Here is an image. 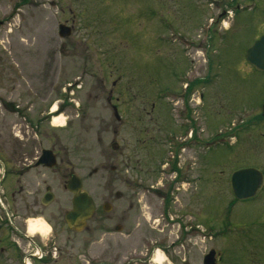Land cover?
Instances as JSON below:
<instances>
[{"label": "rangeland", "instance_id": "374dc122", "mask_svg": "<svg viewBox=\"0 0 264 264\" xmlns=\"http://www.w3.org/2000/svg\"><path fill=\"white\" fill-rule=\"evenodd\" d=\"M216 1L219 0H188L189 24L163 30L164 41L156 43L151 36L156 37L157 32L149 27L155 25L153 13L157 11L154 0H0V156L3 157L0 162H12V168L18 172L21 168L18 160L25 157L27 128L24 118L16 110L24 109V97L30 81L36 93L44 95V102L50 108L58 105L59 93L60 105H71L61 116L64 120L60 126L63 167L74 169L83 189L95 203L110 201L111 190L107 186L110 166H121L120 127L114 135L112 129H116L117 123L105 109L107 90L113 82L119 90L125 81L134 91L144 87L152 92L154 83L162 84V76L170 82L171 78L176 79L184 73L186 82L197 75L207 74L208 91L202 100L207 101L209 135L211 137L214 129H220L222 133L228 131L225 120L238 118L240 112L225 106L224 95L234 93L238 102H243L247 100L248 92L255 93L264 88V73L252 69L245 58L247 48L264 31V0L230 3L233 5L229 8L234 14L232 22L231 19L229 22L230 28L222 32L228 23L214 25L207 34L202 25L217 11ZM169 7L177 14L174 10H178V5L171 1ZM65 19L73 22L74 31L61 39L58 25ZM155 29L159 31L156 25ZM123 71L127 72L124 77ZM185 82L182 85L187 87L189 82ZM177 84L181 86L179 82ZM199 91L197 88L193 93L197 101ZM2 99L5 103L14 101L18 106L13 110L10 105L5 106ZM177 102L174 101L170 107L180 128V124H186L187 120H182L184 114L181 110L185 107L180 100ZM191 110L194 111H191V117L199 127L200 105L192 106ZM66 115L68 119L64 117ZM92 118L97 119L92 122ZM108 121L111 125L104 129ZM51 131L50 127L49 133ZM129 134L136 136L135 126L129 129ZM114 141L119 148L112 153L110 144ZM52 142L50 137L48 145L51 146ZM216 156L220 157V154L214 152L213 157ZM189 161L192 165L190 179L193 181L195 175L200 174L196 170L198 161L193 154ZM7 165L6 162L4 166L0 164L1 218L5 212L9 217L13 214V210L10 211L13 205L11 192L21 189V194L25 195L27 189L31 190L35 182L41 183L43 178L40 175L34 178V171L22 177L16 174V179L20 180L14 189V183L9 180L14 179V174ZM4 167H7V172L2 180ZM98 167L101 170L93 173ZM219 170V167L210 168L214 180L202 199L205 201L199 196V184L186 182L183 190L176 191L178 184L174 186L168 180L165 189L169 194L171 191L173 197L168 209L162 212L161 199L157 203L153 198L148 202L149 207L144 208L146 219H150L149 225L159 227L161 241H165L171 257L175 259L174 263L169 253L160 248L163 250L160 253L164 258L163 264H202L207 253L205 249L216 246L217 236L210 233L213 239L207 240L202 234L206 228L216 233L222 217L223 208L218 201L217 190L221 186L217 181L222 176ZM128 201L121 199L119 202L127 205ZM133 202L138 204L136 200ZM61 206L60 213L70 209L68 197L65 196ZM16 209L15 216L23 215L30 223L40 222L43 226L46 224L44 220L48 222L50 214L58 210L54 205L44 213L24 215L23 205ZM138 211L133 208L127 219H133L132 215ZM236 216L245 219L244 214Z\"/></svg>", "mask_w": 264, "mask_h": 264}, {"label": "flooded vegetation", "instance_id": "af4514ba", "mask_svg": "<svg viewBox=\"0 0 264 264\" xmlns=\"http://www.w3.org/2000/svg\"><path fill=\"white\" fill-rule=\"evenodd\" d=\"M171 1L179 6L178 10H174L177 14L169 9ZM235 1L237 0L215 2L217 11L211 13L202 25L206 28V33L214 25L228 23L222 32L230 28L229 22L230 19L232 22L234 14L229 7ZM154 3L157 12L153 13V18L159 31L155 29V25L149 27L157 32L156 37L151 36L156 43L164 41L163 30L182 28L189 24L191 15L188 0H154ZM59 25H64L69 31L66 36L60 35L61 39L69 37L74 31L72 21L65 19ZM263 33L264 31L261 35ZM251 68L254 69L252 66ZM121 74L124 77L127 72L123 71ZM184 78V73H180L176 79L171 78L176 80L174 84L172 80L166 82L165 76H162L161 85L153 84L155 93L144 87L134 91L125 81L122 83L124 87L119 90L116 82L112 83V87L107 90L105 109L109 110L117 123L116 129H112L114 135H117V127H120L121 166H110L107 176V186L111 190L110 201L95 203L92 196L83 189L81 181L79 193L85 192L92 199L94 209L90 218L74 221L73 225L65 219V215L72 209L74 197V193L67 189V184L76 173L73 168L66 170L63 167L60 124H53V119H60L67 110L66 107L71 105H60L59 93L58 105L55 109L50 108L44 102V95L37 94L35 87L29 82L24 109L16 110L24 118L27 128L25 157L18 160L21 163L19 172L12 168L10 161L2 160L0 164L4 166L6 162L14 174V179H9L14 183V189L15 183L20 180L16 179V174L22 177L34 171V178L37 175L43 178L41 183L35 182L31 190L27 189L25 195L21 194V189L11 192L12 218L7 216L8 212L0 217V264H163L156 262V257L162 249L167 254L169 250L165 241H161L159 227L149 225L150 219H146L144 208L149 207L148 202L153 198L157 203L161 199L162 212L168 209L173 200L172 192L169 194L165 189L168 180L174 186L178 184L176 191L183 190L186 182L199 184V196L201 195V200L204 199L214 180V176L210 175V168L215 167H219V174L224 176L217 180L221 185L217 190L223 212L218 222V231L216 229L214 233L206 228L207 231L202 234L210 240L213 239L211 233L218 240L215 247H207L205 251H214L215 264H264V88L255 93L248 92L249 95L245 96L247 100L243 102H238L234 93L224 95L225 106L237 109L240 114L238 118L225 120L224 124L229 126L228 131L222 133L220 129H214L210 137L207 101L202 100L203 94L208 91V75L200 74L186 82ZM184 82H189L187 87L182 85ZM197 88L201 90L199 101L193 96ZM178 100L185 107V110H181L184 114L182 120H187L186 124H180V128L177 120L172 117L170 107L174 101L178 103ZM2 101L13 110L18 106L14 101ZM198 105L201 109L199 127L195 124V118L191 117V107ZM64 117L69 118L68 115ZM96 119L92 118V122ZM109 125L111 121L106 122L104 129ZM134 126L136 136L129 134V129ZM50 137L53 140L51 146L48 145ZM110 147L114 153L119 145L114 141ZM44 150L52 151L55 160L53 167L46 166ZM214 152H218L220 157H213ZM192 154L198 161L196 170L200 173L195 175L193 181L190 179L192 165L189 161ZM1 159L3 157L0 156V161ZM6 169L3 168L2 180L6 176ZM99 170L101 167L92 172L97 173ZM237 171L245 172L236 178L235 186L241 194L254 189L252 195L245 198L235 195L232 176ZM65 196L69 198L71 207L60 213ZM121 199L129 200L127 205H122L119 202ZM19 205L24 206V215L41 214L54 205L58 210L48 216V222L44 220L50 227L48 231L31 233L28 231V219L23 215H14ZM106 206L108 210L105 209ZM133 208H137L138 213L132 215L133 219H127L128 212ZM236 214H244L245 219H239ZM62 228L65 230H61ZM169 255L172 256L171 253ZM165 259L168 260L167 256ZM171 259L175 263V259Z\"/></svg>", "mask_w": 264, "mask_h": 264}, {"label": "water", "instance_id": "95a60500", "mask_svg": "<svg viewBox=\"0 0 264 264\" xmlns=\"http://www.w3.org/2000/svg\"><path fill=\"white\" fill-rule=\"evenodd\" d=\"M69 34L67 28L64 25L58 26V35L66 36ZM246 60L258 71H264V34H262L254 43L246 50ZM43 157L45 158V164L48 167L55 165L54 155L51 150H44ZM245 171H237L232 176L233 184L238 176L243 175ZM82 188L81 180L78 176L73 175L67 184V189L74 193L72 199V209L65 215V219L73 225L74 221H83L90 218L93 213L94 205L92 199L85 193L80 192ZM254 189L248 193L241 194L234 184V193L238 198H244L252 195ZM108 210V207H105ZM203 264H215L214 251H209L204 256Z\"/></svg>", "mask_w": 264, "mask_h": 264}, {"label": "bare ground", "instance_id": "6f19581e", "mask_svg": "<svg viewBox=\"0 0 264 264\" xmlns=\"http://www.w3.org/2000/svg\"><path fill=\"white\" fill-rule=\"evenodd\" d=\"M55 105L52 106V109H55ZM64 122V120L60 117V119L58 118H54L53 119V124L57 125L60 124V126L62 125V123ZM49 227L45 224L44 226L42 225V223L40 222H35V223H28V231L31 233L34 232H44V231H48ZM164 261V258L161 254H158L156 257V262L158 263H162Z\"/></svg>", "mask_w": 264, "mask_h": 264}]
</instances>
